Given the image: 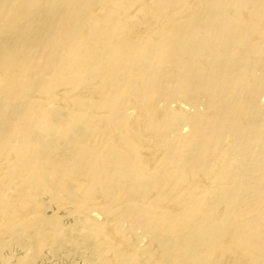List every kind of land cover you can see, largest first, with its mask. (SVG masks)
<instances>
[{
  "label": "bare ground",
  "instance_id": "bare-ground-1",
  "mask_svg": "<svg viewBox=\"0 0 264 264\" xmlns=\"http://www.w3.org/2000/svg\"><path fill=\"white\" fill-rule=\"evenodd\" d=\"M15 249L264 264V0H0L1 264Z\"/></svg>",
  "mask_w": 264,
  "mask_h": 264
},
{
  "label": "rangeland",
  "instance_id": "rangeland-1",
  "mask_svg": "<svg viewBox=\"0 0 264 264\" xmlns=\"http://www.w3.org/2000/svg\"><path fill=\"white\" fill-rule=\"evenodd\" d=\"M49 214L52 213L51 210L48 211ZM59 214L62 216V219L65 224H69L71 222V219L69 216L66 215V212L64 210H60ZM66 220V221H65ZM15 256L12 257L11 262L7 264H15L16 259L18 257L17 254H19L18 249L14 250ZM44 254L47 255L45 258L43 264H82V260L78 255H72V256H66L65 254L59 255L57 257H53L47 249L44 250ZM1 264V262H0ZM40 264V263H39Z\"/></svg>",
  "mask_w": 264,
  "mask_h": 264
}]
</instances>
